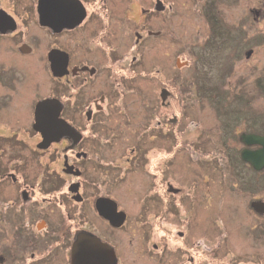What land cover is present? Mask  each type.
I'll list each match as a JSON object with an SVG mask.
<instances>
[{"label":"flooded vegetation","instance_id":"1","mask_svg":"<svg viewBox=\"0 0 264 264\" xmlns=\"http://www.w3.org/2000/svg\"><path fill=\"white\" fill-rule=\"evenodd\" d=\"M246 3L249 62L248 50L261 51L264 0ZM173 4L0 0V264H255L258 256L232 245L244 237L231 219L216 235L212 208L222 203L212 200L201 152L196 180L178 184V156L206 139L204 130L186 137L166 69L152 60L178 16ZM194 5L203 17L219 8ZM242 132L251 133L240 131L226 156L257 175L235 173L254 188L264 167L240 158L258 148ZM256 194L244 204L264 221Z\"/></svg>","mask_w":264,"mask_h":264},{"label":"rangeland","instance_id":"2","mask_svg":"<svg viewBox=\"0 0 264 264\" xmlns=\"http://www.w3.org/2000/svg\"><path fill=\"white\" fill-rule=\"evenodd\" d=\"M171 1L175 8L178 7L179 13L170 18L166 42L161 51L157 50V57L151 50L152 60L166 69L167 85L177 96L178 105L175 104L177 109L174 108L173 113L177 116L183 114L181 127L189 129L186 137L194 139L199 131L204 130L206 139L204 147L201 143L188 146L191 156L187 152L183 153V158L178 156V184L187 188L196 180L194 162L201 152L198 158L206 161L204 170L208 174V190L212 200L222 203L221 209L215 203L212 208L216 235L220 234L217 226L221 227V221L231 219L244 237L243 241L234 239L232 245L248 248L258 256L255 264H264V254L258 251L259 248L264 250V221H258L244 204L254 192L258 193L255 196L264 199V178L258 176V185L253 188L251 184L243 189V183L236 180L235 173L243 172L248 178L257 175L233 155L238 145L236 136L240 131L246 128V131L264 134V39L259 38V43H262L259 55H252V52L248 62L244 58L249 40L243 37V13L249 0H214L219 7L215 12L221 35L211 39V25L206 17L194 11L195 0ZM261 27L264 31V22ZM161 52L165 55L159 54ZM176 58L181 67L176 66ZM30 66H25L26 73H32ZM145 84L148 93L156 90L155 79ZM183 149L177 142V153ZM227 152L234 153L228 157ZM183 171L188 175H183ZM223 257L220 256L221 260H224Z\"/></svg>","mask_w":264,"mask_h":264},{"label":"water","instance_id":"3","mask_svg":"<svg viewBox=\"0 0 264 264\" xmlns=\"http://www.w3.org/2000/svg\"><path fill=\"white\" fill-rule=\"evenodd\" d=\"M251 53V50H248V52L245 53V57H248ZM176 66L181 67L182 64L179 62L178 59L175 60ZM165 91V90H164ZM162 93V92H161ZM163 94V93H162ZM163 98L165 97L162 95ZM48 101L41 102L40 104L43 105ZM38 106V110H39ZM240 141H242L245 145H252L256 144L258 145L257 149H247L243 148L240 152V158L243 159L244 161L248 162L249 164L252 165L257 170H260L264 167V134H256V133H245L242 132L240 133ZM255 209H258L260 206V203L255 201V203L252 204Z\"/></svg>","mask_w":264,"mask_h":264},{"label":"trees","instance_id":"4","mask_svg":"<svg viewBox=\"0 0 264 264\" xmlns=\"http://www.w3.org/2000/svg\"><path fill=\"white\" fill-rule=\"evenodd\" d=\"M206 18H207V21H209L210 23V29H209V38H214V36H219L221 35V30H220V27H218V25L216 24V21H217V16H216V12L213 10L211 12H207L206 13ZM219 19V18H218ZM210 38V39H211ZM263 39H264V35H263ZM212 40H210L211 42ZM237 124V123H236ZM227 125V124H225ZM232 129V127L230 128Z\"/></svg>","mask_w":264,"mask_h":264}]
</instances>
